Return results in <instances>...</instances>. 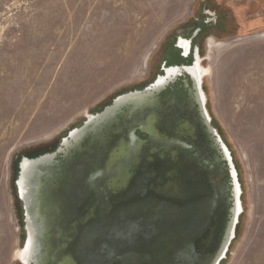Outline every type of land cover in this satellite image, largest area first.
<instances>
[{"label":"rangeland","instance_id":"rangeland-1","mask_svg":"<svg viewBox=\"0 0 264 264\" xmlns=\"http://www.w3.org/2000/svg\"><path fill=\"white\" fill-rule=\"evenodd\" d=\"M203 6L227 17L218 41L198 46L207 107L242 186L222 264H264V0H0V264H20L21 157L53 151L87 113L150 82Z\"/></svg>","mask_w":264,"mask_h":264},{"label":"water","instance_id":"water-1","mask_svg":"<svg viewBox=\"0 0 264 264\" xmlns=\"http://www.w3.org/2000/svg\"><path fill=\"white\" fill-rule=\"evenodd\" d=\"M165 84L157 78L143 89L117 95L101 111L86 115L80 126L69 130L55 150L21 157L14 183L23 213L27 263L21 260L20 264H160L155 258L162 251L166 258L161 264L176 261L168 257L172 251L168 243L160 248L161 239L171 238L174 223L189 220L198 201L219 194L203 172L194 170L195 180L190 181L188 168H196L188 159L182 161L180 150L188 144L203 153L202 125L174 120L157 104L142 102L147 97L159 101L157 94ZM138 98L141 102L135 103ZM204 104L205 100L200 104L201 113L216 136L231 185L229 221L208 262L219 264L234 238L241 210L238 208L233 219L237 173L230 151L225 153L219 135L209 125ZM136 131L147 138H140ZM128 139L135 144L127 155L120 148ZM117 166L123 168L115 171ZM38 168L41 173L34 178L33 169ZM26 182L38 192L31 193L29 187L23 192ZM184 241L177 243L180 251L190 246L182 244Z\"/></svg>","mask_w":264,"mask_h":264},{"label":"flooded vegetation","instance_id":"flooded-vegetation-1","mask_svg":"<svg viewBox=\"0 0 264 264\" xmlns=\"http://www.w3.org/2000/svg\"><path fill=\"white\" fill-rule=\"evenodd\" d=\"M226 18L225 14L218 11L215 7L210 8L203 6L201 13L193 18L192 26L189 27L190 31L188 34L178 35L172 40V42L165 45L161 52L162 60L159 62L153 79L142 88L133 89H143L157 78L161 80L162 83L166 82L157 94L162 109L170 112L174 120H182L190 125H202L201 134L205 139L203 153L194 151V147L191 144H188L185 149L180 150L182 153V161L186 162L188 159L193 163L194 168H196L192 169L193 167L191 166L188 168L189 175H191L188 176L190 181L195 180L193 178L194 170L203 172L205 177L207 176V180L212 189L215 193L219 194V197L211 199L210 197L205 196L201 202L198 201L194 205V210L191 212V215L188 216L189 220L183 224L180 222L174 223L175 227L172 228L170 233L171 238L161 239L162 244L160 248H166V244L168 243L169 248L172 250L168 257L170 259L172 258V260H176L173 264H208L214 251L213 248L220 239L219 235L229 221V208L231 207V202H229L228 199L230 198L231 185L227 163L222 160L221 150L215 141L216 136L209 131V127L205 124V118L201 113L200 103L197 101L200 96L204 98V107L210 118V125L216 129L218 135L230 151L220 132L214 126L212 116L207 107L208 97L204 90V79L208 76V72H206L208 66L202 64L203 61H206V57L200 55L198 46L199 40L211 34L213 36L207 38L206 46L215 44L218 41L214 37L215 32L222 30V28L225 27L227 24ZM190 39L191 42L189 43L188 40ZM179 45H181L182 48H180ZM194 59L195 64L192 65ZM179 72L182 74L178 75ZM200 83V88H196V85L199 87ZM136 134L140 138H147V135L142 134L139 131H136ZM230 156L232 158V163L234 164L231 152ZM234 167L237 171L235 164ZM237 176L238 181L240 182L238 171ZM242 214L243 212L239 216L237 226L240 223V217ZM162 232H160L161 236ZM182 239L185 240L182 244L186 245V243H189L190 246L188 245L189 247L180 251V247H178L177 243ZM226 256H228V253ZM157 257L158 258H155V261L161 263L165 262L164 259L166 256L163 251L161 255ZM223 261L224 260H222L220 264H222Z\"/></svg>","mask_w":264,"mask_h":264},{"label":"bare ground","instance_id":"bare-ground-1","mask_svg":"<svg viewBox=\"0 0 264 264\" xmlns=\"http://www.w3.org/2000/svg\"><path fill=\"white\" fill-rule=\"evenodd\" d=\"M206 72H208V70L206 69ZM205 72V73H206ZM159 80V79H158ZM159 82H160V84L162 83L161 82V80H159ZM196 88H199L198 87V85H196ZM153 98L152 97H147V98H145L142 102L145 104V105H149V104H157L158 106H160L161 107V103H160V101H156V103H155V101H153L152 100ZM155 99H157V97L155 98ZM204 100V98L203 97H201L200 96V98L199 99H197V101H199V103L201 104V102ZM134 102L136 103V102H141V100L138 98V99H136V100H134ZM205 108V107H204ZM205 111H206V109H205ZM113 113V112H112ZM91 114H89V113H87V116H90ZM206 115H207V118H209V116H208V113L206 112ZM111 117V116H110ZM110 117H107V119H109ZM209 125H210V121H209ZM211 126V125H210ZM216 130V129H215ZM216 133H217V131H216ZM218 134V133H217ZM128 135H129V138H130V133H128ZM219 138H220V140H221V143H220V145L223 147V149H224V151H225V153L227 154V151H229L228 150V148L226 147V145H225V143L222 141V139H221V137L219 136ZM135 143H134V141H132V140H130V139H128L124 144H122L121 145V148H120V150L121 151H123V152H126L127 153V155L129 154V153H132V147H133V145H134ZM232 161V160H231ZM45 162V161H44ZM47 162V161H46ZM42 163V162H41ZM44 164H42L41 166H43ZM119 168H123V166H117L116 168H115V171L116 170H118ZM233 168L235 169V167H234V165H233ZM233 168H232V174L234 175V170H233ZM34 171H33V177L34 178H36V176H38L41 172H40V169L38 168V169H33ZM235 172L237 173V171H236V169H235ZM26 186L23 188V192L24 191H27V188L29 187L28 185L29 184H27V182H26V184H25ZM30 188V192L31 193H33V194H36L37 192H38V189H37V187L36 186H32L31 185V187H29ZM240 192V195L238 196V193ZM241 193H242V190H241V185H240V182L238 181V176H237V181L235 182V192H234V195H235V208L234 209H232V211H233V214L231 215L232 216V218L234 219V216H235V214L238 212V208H239V210H241V213L243 212V207H242V202H241ZM237 196H238V200H237ZM240 213V214H241ZM240 214L238 215V222H239V216H240ZM233 221V220H232ZM232 223L233 222H231V223H229V226L227 227V229H226V234H225V237H224V239H223V246H224V243L227 241V239H228V237H229V233H228V230H230V226L232 225ZM238 224V223H237ZM237 224H236V226H237ZM236 226H235V229H234V238H235V236H236ZM234 238L230 241V244H229V246H228V250H227V252H226V254L228 253V251H229V247H230V245H231V242L234 240ZM24 241V240H23ZM226 254H225V259H226ZM15 257H16V260L17 261H21V260H24V262H26L27 263V257H24V251H23V244H22V246L21 247H19V248H17V250H16V253H15ZM222 260H224V259H222ZM221 260V261H222ZM220 261V262H221ZM220 264V263H219Z\"/></svg>","mask_w":264,"mask_h":264}]
</instances>
